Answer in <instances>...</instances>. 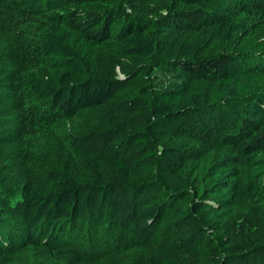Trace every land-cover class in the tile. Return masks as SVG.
Segmentation results:
<instances>
[{
    "label": "trees",
    "instance_id": "1",
    "mask_svg": "<svg viewBox=\"0 0 264 264\" xmlns=\"http://www.w3.org/2000/svg\"><path fill=\"white\" fill-rule=\"evenodd\" d=\"M248 3L28 0L30 23L47 27L45 74L22 84L20 99L86 181L58 170L24 201L11 205L0 197V212L22 220L23 245L66 249L63 264H84L76 238L82 224L90 229L105 220L128 247H146L166 221L177 241L164 240L158 264H264V232L249 229L247 218L235 232L228 227L241 188L264 205V15L244 8ZM200 31L219 40V54L199 57L194 43L168 41ZM97 51L128 62L136 76L91 75L85 63ZM239 101L248 104V115L212 146L185 149L158 138L190 115L204 118ZM107 105L116 114L106 115L109 127L81 135L68 130L81 114ZM99 159L97 167L88 165ZM4 251L0 264H25L21 253Z\"/></svg>",
    "mask_w": 264,
    "mask_h": 264
},
{
    "label": "rangeland",
    "instance_id": "2",
    "mask_svg": "<svg viewBox=\"0 0 264 264\" xmlns=\"http://www.w3.org/2000/svg\"><path fill=\"white\" fill-rule=\"evenodd\" d=\"M244 8L259 10L264 15V0H247ZM262 11H260V9ZM248 11V10H246ZM251 16L256 15L251 13ZM256 17V16H255ZM261 20L260 18H256ZM31 14L28 0H0V197L11 205L24 201L33 187L44 185L48 173L64 171L77 180L86 181L80 175L77 161L70 158L55 136L42 134L35 126L34 111L23 105L19 95L21 85L37 80L45 74L41 66L43 60V38L47 27L40 23H30ZM27 26L24 29L25 25ZM27 32V34L24 33ZM264 39V28L260 32ZM172 45L194 43L198 56L219 54L222 51L219 40L209 31L197 35L173 34L168 37ZM91 75L108 78L136 76V68L128 62L110 54L97 51L90 63H85ZM138 83L131 84L135 92ZM258 90V89H257ZM264 89L259 92L263 93ZM16 96V97H15ZM124 96L119 97L123 98ZM249 106L244 101L232 102L220 113L208 112L204 118L190 115L182 126L162 128L158 132L161 142L181 148L209 147L224 135L236 132L239 120L248 115ZM113 115L108 105L86 111L67 128L73 134L81 135L89 131H100L109 127L107 116ZM191 136L198 137L194 142ZM101 160H90V167H97ZM247 218L249 229L264 232V205L250 201L241 188L238 202L228 219L230 232H235L238 223ZM104 219V218H102ZM21 219H8L0 212V247L8 254L21 253L25 264H63L66 249L33 248L21 243ZM89 221V220H88ZM79 226V225H78ZM79 226L77 233L79 249L84 264H109L121 260L125 264H158L160 247L164 240L176 242L168 223L164 221L159 233L146 247H128L120 232L112 230L105 220ZM107 245V246H105Z\"/></svg>",
    "mask_w": 264,
    "mask_h": 264
}]
</instances>
